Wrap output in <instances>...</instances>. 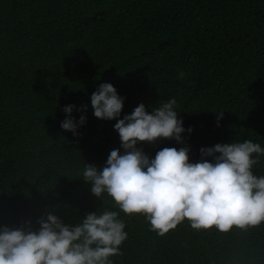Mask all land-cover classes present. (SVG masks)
<instances>
[{
    "label": "trees",
    "instance_id": "trees-1",
    "mask_svg": "<svg viewBox=\"0 0 264 264\" xmlns=\"http://www.w3.org/2000/svg\"><path fill=\"white\" fill-rule=\"evenodd\" d=\"M103 83L125 98L121 119L175 98L184 144L138 145L151 158L165 147H190L192 163L216 144L264 148V0H0V226L38 228L46 210L73 225L116 211L127 240L113 264H264V223L223 233L185 220L159 236L92 194L86 163L103 168L123 151L117 121L93 114ZM69 105L87 118L79 136L61 128Z\"/></svg>",
    "mask_w": 264,
    "mask_h": 264
},
{
    "label": "clouds",
    "instance_id": "clouds-1",
    "mask_svg": "<svg viewBox=\"0 0 264 264\" xmlns=\"http://www.w3.org/2000/svg\"><path fill=\"white\" fill-rule=\"evenodd\" d=\"M90 100L96 118L117 121L114 130L123 149L112 150L103 168L86 163L81 180L91 185L96 198L102 201L107 194L125 215H143L150 231L159 236L185 220L196 231L215 228L223 233L264 223V176L253 172L264 156L259 143L203 147L195 163L190 162L187 146L165 147L151 158L138 145L160 140L184 144L186 129L175 98L159 103L151 113L141 103L122 119L125 98L111 83L101 84ZM75 110L74 105L64 108L61 128L79 136L87 118L81 115L77 121ZM79 111L86 113L87 106ZM37 224L38 228L31 221L0 226V264H113L110 258L120 254L127 240L126 225L116 211L87 212L73 225L46 210Z\"/></svg>",
    "mask_w": 264,
    "mask_h": 264
}]
</instances>
